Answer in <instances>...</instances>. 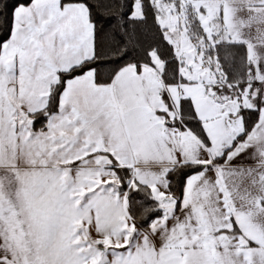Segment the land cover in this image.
I'll return each mask as SVG.
<instances>
[{
    "label": "snow or ice",
    "instance_id": "1",
    "mask_svg": "<svg viewBox=\"0 0 264 264\" xmlns=\"http://www.w3.org/2000/svg\"><path fill=\"white\" fill-rule=\"evenodd\" d=\"M0 264H264V0H0Z\"/></svg>",
    "mask_w": 264,
    "mask_h": 264
}]
</instances>
